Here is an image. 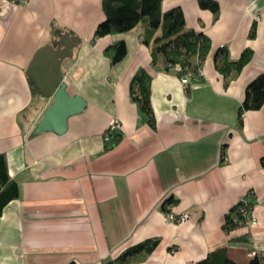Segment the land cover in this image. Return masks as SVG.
<instances>
[{
	"label": "crops",
	"instance_id": "crops-1",
	"mask_svg": "<svg viewBox=\"0 0 264 264\" xmlns=\"http://www.w3.org/2000/svg\"><path fill=\"white\" fill-rule=\"evenodd\" d=\"M217 1L218 19L199 0L163 2L212 40L201 76L185 86L177 66L152 65L145 23L92 42L103 0H0V153L21 189L0 216V264H196L222 247L248 264L250 251L264 252V106L239 122L248 85L264 73V0ZM53 24L82 39L62 71L69 93L88 103L62 135L36 132L54 99L35 93L27 73L54 45ZM121 40L128 54L113 64L105 51ZM221 48L233 60L255 54L226 76ZM141 68L153 76L156 129L131 97ZM114 120L123 139L105 150ZM245 197L258 222L229 232L226 216ZM170 198L168 208L189 221L167 223ZM149 240H158L153 251L119 262Z\"/></svg>",
	"mask_w": 264,
	"mask_h": 264
},
{
	"label": "trees",
	"instance_id": "trees-1",
	"mask_svg": "<svg viewBox=\"0 0 264 264\" xmlns=\"http://www.w3.org/2000/svg\"><path fill=\"white\" fill-rule=\"evenodd\" d=\"M17 4L27 0H8ZM164 0H103L105 19L101 21L95 31L92 42L99 38L125 33L135 29L140 23L147 25L144 41L152 50V65L164 69L181 66L179 75L183 77L188 73L200 75L203 66L210 55L213 45L211 38L202 31L190 29L187 25L185 12L181 7L163 10ZM203 9L211 10L215 19L221 13V5L217 0H199ZM65 29L53 24L52 32L55 36L54 45L60 48L59 39ZM256 35V25L253 26L251 36ZM82 40V39H80ZM105 54L113 64L122 61L128 54V46L125 40L110 45ZM254 50L245 49L238 60L231 59L226 48H221L216 54L217 67L226 76L234 71L240 73L254 57ZM152 80L153 76L141 68L134 76L131 83V97L137 103L140 113L146 118L147 123L157 128V119L152 103ZM35 93V84L30 80ZM264 106V73L256 77L247 87L246 97L239 109L240 126L244 123V114L247 111L259 110ZM110 140L107 141L105 150L118 145L122 139V132H111ZM20 185L10 173L6 153H0V216L5 207L13 200L20 197ZM174 202L173 198L165 202L164 210L169 211L168 204ZM253 202L246 197L240 201L226 216L225 229L229 232L248 225L250 212L253 211ZM158 245V240H149L132 247L120 257L119 262L127 261L133 254L143 251L151 252ZM248 264H264V252H258L251 257ZM114 264V263H109ZM196 264H238L231 259L227 247L212 251L209 256Z\"/></svg>",
	"mask_w": 264,
	"mask_h": 264
},
{
	"label": "water",
	"instance_id": "water-1",
	"mask_svg": "<svg viewBox=\"0 0 264 264\" xmlns=\"http://www.w3.org/2000/svg\"><path fill=\"white\" fill-rule=\"evenodd\" d=\"M79 41L77 36L65 32L59 39L61 47L57 48L53 44L43 47L35 55L27 70L35 84L34 89L45 97L54 99L37 125V133L65 134L69 128V119L83 112L88 106L82 95L69 93L62 71L65 60L74 57Z\"/></svg>",
	"mask_w": 264,
	"mask_h": 264
},
{
	"label": "built area",
	"instance_id": "built-area-1",
	"mask_svg": "<svg viewBox=\"0 0 264 264\" xmlns=\"http://www.w3.org/2000/svg\"><path fill=\"white\" fill-rule=\"evenodd\" d=\"M177 67H178L179 71L182 70V68H181L180 65H178ZM201 72H202V70H201ZM201 72H200V75H194L192 73H188V74L184 75L182 77V83L185 86H187L191 82L192 79H196V78L200 77L201 76ZM120 128H121V125H120V123H119L118 120L112 121V123L110 125L109 131L105 134V137H104L105 138V141L107 142V141L110 140V136L109 135H110L111 132L119 131ZM245 198H243L242 201ZM165 216H166L167 223H177V224H179V223H185V222L189 221V218H190L188 213L177 214V213H175V212H173L171 210L165 211ZM257 222H258L257 217H255L253 215V212H250L249 218H248V225H247V227H251L253 225H256ZM257 254H258V250L255 248L252 251H250L249 256L254 257Z\"/></svg>",
	"mask_w": 264,
	"mask_h": 264
}]
</instances>
